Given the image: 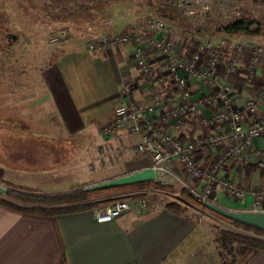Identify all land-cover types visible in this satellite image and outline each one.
Segmentation results:
<instances>
[{"label":"crops","instance_id":"1","mask_svg":"<svg viewBox=\"0 0 264 264\" xmlns=\"http://www.w3.org/2000/svg\"><path fill=\"white\" fill-rule=\"evenodd\" d=\"M168 37L172 43L176 42L184 59H187L191 50L180 46V36L169 32ZM239 39L257 42L251 37ZM88 41L83 47L64 50L51 60L40 79L44 83L45 103L50 102L47 105L51 111L46 114L59 117V128L69 137L81 135L82 142L75 146L72 143L62 144L59 155L68 160L57 163V154L51 152L42 157L39 154L41 149H47L44 145L48 146L39 133L28 128L19 129V126L27 127V124H22L24 119L9 120L7 114H2L0 192L10 189L51 195L82 185L102 188L160 179L161 175L152 170L151 157L137 152L139 137L128 131L107 137L103 134L102 125L111 121L117 109L127 103L123 97L126 84L132 88L130 98L142 104L150 103L152 92L156 89L173 97L179 93L173 91L171 82H167L166 86L157 82L148 85L133 59L131 44L95 52L87 48ZM143 46L150 53L154 71L167 73L164 55L149 43ZM224 67L225 64L218 67L217 74L235 87L233 95L239 106L264 91V63L257 66L252 88L245 86L244 82L247 62L238 66L235 73L228 74ZM190 80L194 93L206 91L198 77ZM4 98L1 92L0 99ZM203 109L201 114H214L215 109L211 106ZM261 114L264 116L263 109ZM201 117L193 115L184 120L181 131L170 126L167 130L199 142L203 134L215 135L229 129L223 124L212 126L201 122ZM247 117L242 118L244 123L249 122ZM31 118L35 121L34 117ZM227 144L224 142L216 148L203 145L196 157L201 167L207 168L218 153L227 149ZM252 145L253 148L245 150L227 169L220 171L221 178H227L248 191L243 199L228 194L222 185L217 184L210 197L211 204L187 208L180 215L167 210V203L153 198L147 210L140 212L134 208L116 220L104 223L95 219L93 209L49 217L26 214L0 205V264H231L223 259L224 252L218 247L219 239L213 226L221 223L230 231L241 234L248 231L218 217L214 211L264 228V196L258 206L252 196L257 188H264V132L254 138ZM45 157L49 158L48 162H42ZM248 165L251 167L248 168ZM255 165L258 167L253 168ZM167 166L189 184L201 183L193 180L179 161L174 160ZM182 183L173 181L167 184L176 197L185 187ZM65 187V191L59 190ZM139 192L128 190L125 195ZM156 192L166 194L164 190L155 189ZM201 208L205 210V219L200 220L193 211H200ZM246 264H264V250L250 257Z\"/></svg>","mask_w":264,"mask_h":264},{"label":"built area","instance_id":"2","mask_svg":"<svg viewBox=\"0 0 264 264\" xmlns=\"http://www.w3.org/2000/svg\"><path fill=\"white\" fill-rule=\"evenodd\" d=\"M146 27L150 30L147 35L143 33H132V31L107 34H99L95 39L88 42L87 48L97 52V50H109L113 47H121L125 44H132L134 48V61L139 72L146 78L148 85L154 82L166 86L171 82L173 91L179 94L173 97L172 94H161L159 90H153L151 101L148 104L136 102L130 98L131 86L124 85L123 94L127 100L125 106H121L116 111L112 120L105 122L102 126L104 136L112 137L121 131L134 133L139 137L136 147L137 152L148 154L151 157L152 170L161 175L155 182L163 185L173 181L183 182V186L189 189L192 197L196 199L202 207L211 204L210 198L217 184L227 191L228 194L243 199L248 191L245 188L220 177V171L227 169L229 164L242 155L245 150L253 148L254 138L264 132V91H260L258 96L247 99L240 106L233 95L235 87L224 82L217 74L218 67L225 64L224 69L228 74L238 71V66L247 62V73L245 75V86L252 88L253 79L257 75V66L264 63V44L237 41L229 54L221 46L210 48L204 42H199L196 48L192 49L187 59H184L181 51L174 46L168 37L169 25L161 17L148 16L144 20ZM149 40L152 46L163 54L167 63V73L160 74L154 71L150 53L143 42ZM198 77L206 91L201 94L194 93L191 88L190 79ZM213 107L214 114L204 115L203 108ZM202 116L200 121L213 125L229 126L227 132L219 134H203L199 142L187 139L186 135H174L167 130L170 126L174 130L181 131L185 125L184 120L190 116ZM247 115L249 122L244 123L242 118ZM227 144V149L218 153L212 159L210 165L203 169L197 152L202 146L207 144L216 148L223 143ZM134 152L135 150L132 149ZM179 161L184 171L198 185L189 184L178 176L167 164ZM155 189L147 187L141 197L130 196L127 199L119 198L114 202L97 206L92 210V215L98 222L104 223L114 221L122 214L129 213L130 210L138 208L140 212L147 210L149 202L152 200ZM255 205L258 206L264 196V188L256 189L252 192ZM256 209V208H255Z\"/></svg>","mask_w":264,"mask_h":264},{"label":"rangeland","instance_id":"3","mask_svg":"<svg viewBox=\"0 0 264 264\" xmlns=\"http://www.w3.org/2000/svg\"><path fill=\"white\" fill-rule=\"evenodd\" d=\"M148 16L166 21L168 32L180 36L182 47L192 50L199 42H204L210 48L221 46L229 53L230 47L241 40L239 38L247 36H231L223 32L224 27L238 17L250 16L264 28V0H0V94L5 97L0 99V117L7 114L9 120L24 119L22 124L27 127L19 126V129H32L47 141L48 146H44L48 151L41 149V157L53 152L57 154V163L67 161L68 158L59 155L62 144L75 146L83 139L81 135H66L59 128V117L46 114L51 108L47 105L50 102L44 100V83L40 82L43 72L64 50L83 47L101 33L132 31L147 35L150 30L144 20ZM251 38L264 44V35ZM148 43L152 46L149 40L143 42ZM173 44L178 48L175 41ZM48 159L45 157L42 162ZM164 192L166 194L154 193L153 200L164 203L176 200L174 190ZM4 193L0 192L2 196ZM193 207L186 204L188 209ZM193 212L200 220L205 219L204 209ZM227 228L218 223L212 229L219 239V249L224 252L223 259L239 264L245 257L238 244L229 247V241L225 243L221 236L222 230Z\"/></svg>","mask_w":264,"mask_h":264},{"label":"trees","instance_id":"4","mask_svg":"<svg viewBox=\"0 0 264 264\" xmlns=\"http://www.w3.org/2000/svg\"><path fill=\"white\" fill-rule=\"evenodd\" d=\"M223 32L231 36H237L241 34L243 36L256 37L264 35V28L257 24V21L252 17L241 16L238 17L235 22L224 27ZM248 168L251 166H247ZM258 167V165L253 166ZM152 187L156 190H172L170 185H163L161 182L144 181L140 183L115 186H102V188L94 187L87 188L88 186L82 185L75 189H71L64 193L56 194H39L6 190L4 195H0V205L10 207L12 210L23 211L24 213L35 214L36 216L45 215L52 217L53 215L65 213H78L80 211H90L97 206H103V204L114 202L116 199L125 198L130 196L141 197L143 189ZM138 190L139 193L125 195V191ZM186 204L189 206H200L199 202L194 199L189 192V189L182 187L176 200L167 202L165 208L170 212L180 215L186 208ZM214 211V210H212ZM216 215L223 219H226L229 223H233L236 226L241 227L244 231L253 233L241 234L236 231H229L227 229L222 230L223 240L229 244H238L239 250L242 251L244 259L239 264H246L247 260L256 255L259 251L264 250V228L260 226H254V224L241 222L237 219L228 218V216L216 212Z\"/></svg>","mask_w":264,"mask_h":264}]
</instances>
